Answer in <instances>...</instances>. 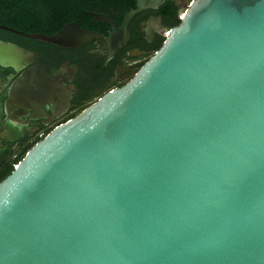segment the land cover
<instances>
[{
  "label": "water",
  "instance_id": "obj_1",
  "mask_svg": "<svg viewBox=\"0 0 264 264\" xmlns=\"http://www.w3.org/2000/svg\"><path fill=\"white\" fill-rule=\"evenodd\" d=\"M164 1L93 15L110 57ZM0 264H264V0L189 1L128 82L30 148L0 182Z\"/></svg>",
  "mask_w": 264,
  "mask_h": 264
},
{
  "label": "flooded vegetation",
  "instance_id": "obj_2",
  "mask_svg": "<svg viewBox=\"0 0 264 264\" xmlns=\"http://www.w3.org/2000/svg\"><path fill=\"white\" fill-rule=\"evenodd\" d=\"M189 1L165 0L136 14L128 42L110 57L103 38L112 25L96 22L93 15L120 27L136 0H0V44L14 46L23 56L15 66L0 63V182L56 127L128 82ZM68 25L102 38L62 48L30 37L50 36Z\"/></svg>",
  "mask_w": 264,
  "mask_h": 264
},
{
  "label": "trees",
  "instance_id": "obj_3",
  "mask_svg": "<svg viewBox=\"0 0 264 264\" xmlns=\"http://www.w3.org/2000/svg\"><path fill=\"white\" fill-rule=\"evenodd\" d=\"M178 23H179V21L177 20V21H175V23H174V27L175 26H177L178 25ZM163 41L164 40H161L158 44H157V46L155 47V50L154 51H156V50H158L160 47H161V45H162V43H163ZM151 56V55H150ZM8 175V174H7Z\"/></svg>",
  "mask_w": 264,
  "mask_h": 264
}]
</instances>
